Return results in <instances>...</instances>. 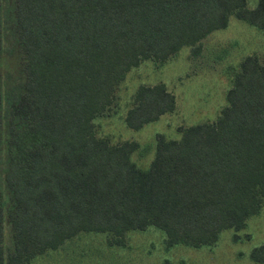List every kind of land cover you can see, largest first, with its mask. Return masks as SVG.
<instances>
[{
	"label": "trees",
	"instance_id": "obj_1",
	"mask_svg": "<svg viewBox=\"0 0 264 264\" xmlns=\"http://www.w3.org/2000/svg\"><path fill=\"white\" fill-rule=\"evenodd\" d=\"M8 10L23 80L0 118V264H26L80 232L123 245L126 232L154 227L166 248L213 245L259 212L264 66L255 55L239 61L214 120L179 127L177 139L154 135L145 168L130 159L136 141L96 137L93 119L140 62L161 66L183 46L197 56L230 16L263 28L264 0H11ZM174 108L163 83L139 85L123 120L138 130ZM248 257L261 263L264 242Z\"/></svg>",
	"mask_w": 264,
	"mask_h": 264
},
{
	"label": "rangeland",
	"instance_id": "obj_2",
	"mask_svg": "<svg viewBox=\"0 0 264 264\" xmlns=\"http://www.w3.org/2000/svg\"><path fill=\"white\" fill-rule=\"evenodd\" d=\"M11 0H0V89L2 124L8 103L22 82L21 55L16 39L9 28L8 9ZM257 0H246L249 8ZM255 55L264 66V27L259 29L230 16L227 25L201 40L197 56L188 46L181 47L174 57L161 66L149 60L131 68L118 84L114 105L103 115L93 119L96 137L110 143L133 140L139 144L130 159L140 168L149 164L154 151V135L167 139L180 136L179 127L214 120L225 105V92L232 73L245 55ZM163 83L174 95L175 108L147 123L138 130L125 126L123 117L139 85ZM4 153V152H3ZM4 228V240L10 245L9 229ZM238 235L232 241L233 234ZM164 233L154 227L143 231L130 230L124 244L113 243L107 233L80 232L64 240L56 249L45 250L26 264H264L248 257L253 247L264 242V203L259 212L250 216L237 231L223 230L213 245L190 247L176 244L168 248Z\"/></svg>",
	"mask_w": 264,
	"mask_h": 264
}]
</instances>
